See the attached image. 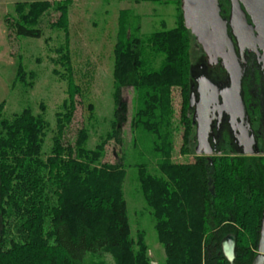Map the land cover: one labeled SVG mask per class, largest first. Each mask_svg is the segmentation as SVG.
Instances as JSON below:
<instances>
[{"label":"trees","instance_id":"trees-1","mask_svg":"<svg viewBox=\"0 0 264 264\" xmlns=\"http://www.w3.org/2000/svg\"><path fill=\"white\" fill-rule=\"evenodd\" d=\"M120 1L172 3L179 14L175 28L164 27L145 38L120 22L114 51L115 121L101 144L89 150L85 129L74 146L64 144L78 92L72 79L64 113L56 114L57 133L48 155L43 148L51 125L44 111L36 115L28 107L7 119L3 116L5 103L0 106V264H108L102 260L105 255L115 264H152L142 232L132 238L124 198V163H101L106 143H121L122 126L129 120L124 88H132L140 96L131 128L152 134L154 150L160 156L158 174L139 167V183L153 212L166 264H230L221 247L229 235L237 241L233 264H252L264 219V138L260 155L221 150L212 160L198 156L194 163H176L174 88L180 89L183 99L181 153L191 154L192 143L196 144L189 109L194 36L185 26L182 0ZM69 3L57 4L60 17L55 24L67 37ZM220 4L222 16L229 18L230 1L220 0ZM52 7L50 1L17 4L18 18L12 25L16 35L41 38L42 31L37 28ZM65 51L61 59L70 71L68 45ZM151 60L161 64L159 69H146ZM25 73L19 62L16 80L24 82ZM243 96L252 126L264 128L261 70L253 81H243Z\"/></svg>","mask_w":264,"mask_h":264},{"label":"rangeland","instance_id":"rangeland-1","mask_svg":"<svg viewBox=\"0 0 264 264\" xmlns=\"http://www.w3.org/2000/svg\"><path fill=\"white\" fill-rule=\"evenodd\" d=\"M40 1H50L53 4L37 28L41 29L42 37L17 36L12 27L18 18L17 4ZM65 1L0 0V106L5 103L3 116L7 119L28 107L36 115L44 111L43 115L51 125L43 148L46 155L50 154L52 140L57 133L56 114L64 113V105L69 102L70 79L78 92L74 96V118L65 131L64 144L74 146L79 132L85 129L89 134L87 148L93 150L112 132L117 108L114 99L117 90L113 76L114 51L118 42L120 22H124L127 29L136 36L145 38L164 27L175 28L179 14L177 6L172 3L159 5L120 0H69L67 37L64 29L55 26L60 17L57 4ZM67 45L70 71L61 59L67 52ZM246 58L250 64L244 69L243 81H253L257 70L260 71V66L254 54L247 53ZM191 59L193 76L197 77L196 73L204 74V70H207L206 63H210L195 37L192 41ZM19 62L26 71L24 82L16 80ZM160 65L157 60H151L146 69L157 70ZM255 93L258 91L255 90ZM122 97L129 109V120L122 126L121 143L116 140L106 143L101 163H124V198L132 238L136 239L138 232H142L151 263L166 264V254L158 239L153 212L142 195L139 183V167L146 166L150 174H158L160 156L154 150L155 138L152 134L131 128L133 116L140 108L139 93L132 88H124ZM172 99L175 140L173 160L182 164L194 163L196 157L207 155L198 154L194 143L191 154L181 153L185 128L181 123L183 99L180 89H173ZM193 119L192 114V121ZM254 126L258 127L256 124ZM194 127L193 134L196 137V125ZM215 155L220 153L214 154L212 158ZM102 260L115 264L110 255H105Z\"/></svg>","mask_w":264,"mask_h":264},{"label":"water","instance_id":"water-1","mask_svg":"<svg viewBox=\"0 0 264 264\" xmlns=\"http://www.w3.org/2000/svg\"><path fill=\"white\" fill-rule=\"evenodd\" d=\"M229 1L231 12L227 19L222 16L220 0L181 1L186 28L201 44L209 63L219 64L228 79V85L221 89L205 77L199 80L202 91H199L200 99L192 113L193 124L196 125V152L207 155L209 160L218 153L210 143L214 115L220 119L225 115L229 117L231 131L238 146L234 152L244 156L261 153L259 141L251 134L253 129L243 96V78L247 53L254 54L260 66L264 89V0ZM194 101L195 93L191 90V111ZM260 235L258 254L252 264H264V219ZM221 247L226 260L233 264L236 259V237L227 236Z\"/></svg>","mask_w":264,"mask_h":264},{"label":"flooded vegetation","instance_id":"flooded-vegetation-1","mask_svg":"<svg viewBox=\"0 0 264 264\" xmlns=\"http://www.w3.org/2000/svg\"><path fill=\"white\" fill-rule=\"evenodd\" d=\"M250 54V53H248ZM247 59V58H246ZM249 59H247V65L244 64V69L248 68L249 65ZM206 68L207 70H204V74H200L198 75V73H196L197 77L192 76V88L190 89V91L192 90L195 93V101H194V105L192 108V113L195 112L196 110V102L197 100L200 99V89H201V85H200V78L205 77L207 78L209 81H212L214 84H216L217 86H219V88H223L226 87L228 85V79H227V74L226 72L223 70V68H221V66L219 64L217 65H210L208 64V62L206 63ZM223 71V72H222ZM245 73V72H244ZM200 91V92H199ZM253 94L255 95V93L253 92ZM257 97V96H256ZM264 100V99H263ZM219 116H215L214 115V121L212 123V133L210 136V143L212 145V147L214 148V150L217 152H220L221 150H234L237 146V143L235 142L234 136L232 134L231 131V127L229 124V117H227L226 115L223 116L221 119L218 118ZM250 120V118H249ZM248 122L247 116H246V123ZM252 135L255 137L256 140L259 141L260 145H261V140L262 138H264V128L260 129L259 127H253L252 126ZM197 146V143H196Z\"/></svg>","mask_w":264,"mask_h":264}]
</instances>
